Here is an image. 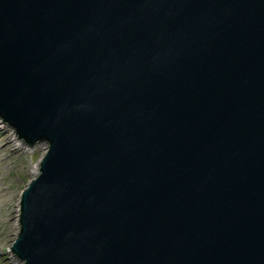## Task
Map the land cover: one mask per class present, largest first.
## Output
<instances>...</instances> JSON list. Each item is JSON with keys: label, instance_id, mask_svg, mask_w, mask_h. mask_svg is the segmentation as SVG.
Here are the masks:
<instances>
[{"label": "water", "instance_id": "water-1", "mask_svg": "<svg viewBox=\"0 0 264 264\" xmlns=\"http://www.w3.org/2000/svg\"><path fill=\"white\" fill-rule=\"evenodd\" d=\"M0 123L20 264H264V0H0Z\"/></svg>", "mask_w": 264, "mask_h": 264}, {"label": "rangeland", "instance_id": "rangeland-1", "mask_svg": "<svg viewBox=\"0 0 264 264\" xmlns=\"http://www.w3.org/2000/svg\"><path fill=\"white\" fill-rule=\"evenodd\" d=\"M0 128V131H8L9 135L14 132V129L12 127L8 129L6 124L0 123ZM16 137L14 133L15 144H23L24 148L17 155H10L9 151H6L0 156V190L6 189L5 192L10 193L8 198L0 196V264H20L8 250L19 231L17 215L20 194L38 174V169L36 174H33L28 172L29 168L34 165L39 168L41 158L47 151L45 142L28 146Z\"/></svg>", "mask_w": 264, "mask_h": 264}, {"label": "bare ground", "instance_id": "bare-ground-1", "mask_svg": "<svg viewBox=\"0 0 264 264\" xmlns=\"http://www.w3.org/2000/svg\"><path fill=\"white\" fill-rule=\"evenodd\" d=\"M1 129V128H0ZM14 132H11L9 135V132L5 130L0 131V143H3L0 145V156L5 153L6 151H9L10 155H17L24 147L23 144L16 145L14 142ZM2 163L3 159H2ZM37 165L31 166L28 170L29 173L36 174L37 172ZM6 189L0 190V196L3 195L4 198H8L10 193L5 192Z\"/></svg>", "mask_w": 264, "mask_h": 264}]
</instances>
